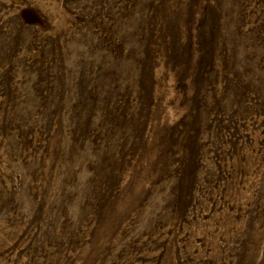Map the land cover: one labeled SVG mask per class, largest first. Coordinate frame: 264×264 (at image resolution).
I'll return each instance as SVG.
<instances>
[{
    "label": "rangeland",
    "instance_id": "obj_1",
    "mask_svg": "<svg viewBox=\"0 0 264 264\" xmlns=\"http://www.w3.org/2000/svg\"><path fill=\"white\" fill-rule=\"evenodd\" d=\"M0 264H264V0H0Z\"/></svg>",
    "mask_w": 264,
    "mask_h": 264
}]
</instances>
